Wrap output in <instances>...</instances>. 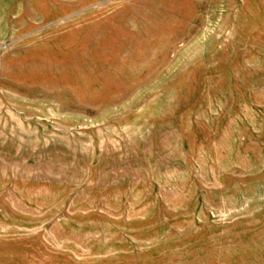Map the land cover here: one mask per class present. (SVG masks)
Listing matches in <instances>:
<instances>
[{
    "label": "rangeland",
    "instance_id": "rangeland-1",
    "mask_svg": "<svg viewBox=\"0 0 264 264\" xmlns=\"http://www.w3.org/2000/svg\"><path fill=\"white\" fill-rule=\"evenodd\" d=\"M0 264H264V0H0Z\"/></svg>",
    "mask_w": 264,
    "mask_h": 264
}]
</instances>
